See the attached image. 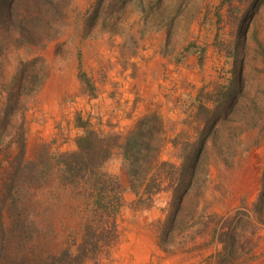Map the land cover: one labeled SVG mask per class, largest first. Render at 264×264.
Here are the masks:
<instances>
[{
    "label": "rangeland",
    "instance_id": "rangeland-1",
    "mask_svg": "<svg viewBox=\"0 0 264 264\" xmlns=\"http://www.w3.org/2000/svg\"><path fill=\"white\" fill-rule=\"evenodd\" d=\"M52 1L58 2L59 11L37 2L29 17L35 19L28 20L23 35L0 25V83L19 90L27 106L30 159L45 144L51 152L72 149L78 131L74 117L78 109L90 108L91 94L77 78L80 69L98 97L90 118L93 129L123 139L127 128L117 132L113 120L135 124L153 115L161 127L154 135L159 160L178 164L181 142H195L199 136L191 111H171L167 99L175 101L183 92H209L234 67L241 92L227 121L206 139L189 187L185 182L174 195L160 194L148 210L136 208L134 196L126 192L109 263L213 264L219 246L210 218L250 208L259 190L264 162V0ZM246 14L247 32L244 39L237 38V21ZM226 43L233 52L229 58ZM188 44L204 47L202 67L195 54L183 52ZM104 169L125 184L117 152ZM27 204L42 231L40 244L59 247L77 226L81 200L73 186L47 180L29 188ZM208 221L207 231L194 235ZM242 246L235 264H264V226L257 241Z\"/></svg>",
    "mask_w": 264,
    "mask_h": 264
},
{
    "label": "trees",
    "instance_id": "trees-1",
    "mask_svg": "<svg viewBox=\"0 0 264 264\" xmlns=\"http://www.w3.org/2000/svg\"><path fill=\"white\" fill-rule=\"evenodd\" d=\"M37 2L50 11H59L58 2L52 0H0V25L14 27L23 35L25 24L35 19L29 17ZM250 7H255V1ZM248 17L246 14L237 21V38L244 39ZM223 49L228 58L232 57L229 44ZM183 52L195 54L197 65L203 66L204 47L188 44ZM77 78L91 95L90 108L78 110L74 117L73 126L78 131L72 149L51 152L45 144L33 159L27 157L26 149L27 106L19 90H10L0 83V264H109L119 238L118 220L124 208V194L130 192L135 207L148 210L160 194L174 195L185 182L186 188L189 187L206 139L227 121L241 92L236 87L232 67L230 77L225 76L209 92L197 90L193 96L183 92L175 101L167 99L171 111L177 109L186 115L191 111L193 129L199 136L195 142L188 139L181 142L179 163L174 164L158 158L154 135L161 127L153 115L137 120L123 139L117 133L103 134L93 129L90 118L98 97L93 95V86L80 69ZM176 141V138L172 141L175 148ZM116 152L125 184L119 176L104 169ZM50 179L73 186L81 200L76 212L77 226L63 245L56 248L37 242L42 231L35 221L34 209L27 204L29 188ZM180 200L181 194L176 197L177 207ZM210 222H213L212 237L219 246L213 264H235L237 249L243 248V243L257 241L258 231L264 226V162L259 190L250 208H241L226 218L213 215ZM210 222H204L194 235L206 232Z\"/></svg>",
    "mask_w": 264,
    "mask_h": 264
},
{
    "label": "crops",
    "instance_id": "crops-1",
    "mask_svg": "<svg viewBox=\"0 0 264 264\" xmlns=\"http://www.w3.org/2000/svg\"><path fill=\"white\" fill-rule=\"evenodd\" d=\"M47 121L49 122L50 120H47ZM46 124H48V123H46ZM112 124L115 125L114 127H115V130L117 132L118 131H122L123 129H126V128H127V132H129L131 129H133V127L135 125V124L131 123V120L130 119H125V120H121V121L118 120L117 122L115 120H113V123ZM118 124H122V126L118 128L116 126Z\"/></svg>",
    "mask_w": 264,
    "mask_h": 264
}]
</instances>
